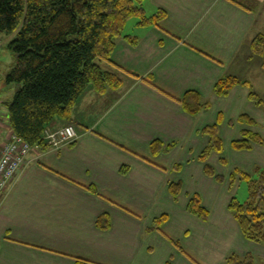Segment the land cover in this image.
Returning a JSON list of instances; mask_svg holds the SVG:
<instances>
[{
    "label": "crops",
    "instance_id": "1",
    "mask_svg": "<svg viewBox=\"0 0 264 264\" xmlns=\"http://www.w3.org/2000/svg\"><path fill=\"white\" fill-rule=\"evenodd\" d=\"M144 8L149 16L161 9L165 16L146 26L129 20L111 61H99L122 77V86L100 93L89 85L72 109L77 139L60 148L34 147L0 190V264H80L78 258L87 264H221L232 253L264 254L229 209L235 196L230 163L221 171L213 165L224 177L218 181L199 159L210 140L203 133L208 125L219 124L224 142L221 153L210 155L211 165V157L228 156L243 129L264 134V108L250 101L247 85L226 95L214 90L227 75L252 84L264 72L263 58L251 49L264 33V0H145ZM11 87L0 85L3 100ZM188 92L208 107L186 110L180 100ZM242 113L257 123L240 122ZM65 123L57 119L50 127ZM11 133L3 116L0 144ZM154 141L162 143L157 152ZM230 153L232 164L246 171L264 166L263 144ZM171 182L181 183L178 198ZM195 193L210 211L206 221L188 210ZM163 214L161 230L149 229ZM101 215H108L109 228L98 226Z\"/></svg>",
    "mask_w": 264,
    "mask_h": 264
},
{
    "label": "trees",
    "instance_id": "2",
    "mask_svg": "<svg viewBox=\"0 0 264 264\" xmlns=\"http://www.w3.org/2000/svg\"><path fill=\"white\" fill-rule=\"evenodd\" d=\"M144 2L145 0H0V33L16 32L8 44L14 60L6 81L8 84L18 85L12 100L0 98V123L4 116L2 106H7V120L12 134L28 142L32 149L51 146L45 138L46 130L53 129L50 126L57 119L65 120L64 125L73 124L70 122L72 109L89 85H93L100 93L122 86V77L104 69L99 61H111L117 40L123 35L131 18H138L139 24L146 26L158 23L165 16L162 9L151 16L147 15ZM126 37L132 42L136 41L131 36ZM1 44L0 41V48ZM251 49L253 54L263 58L264 63V33L260 32L254 37ZM237 84L247 85L250 101L264 108V98L252 89L248 80L237 76L227 75L221 78L214 90L226 95ZM180 102L192 113L208 107L197 92H188ZM238 119L248 125L257 123L247 113H242ZM203 133L210 140L199 159L205 164L208 175L223 181V175L216 174L213 166L208 163L213 152L221 153L224 149L219 124L206 126ZM254 143L264 145V137L251 129H243L242 136L232 141V147L237 150L251 149ZM161 145L160 141H154L152 150L159 151ZM221 162L227 165L228 159L221 158ZM237 179L247 181L248 197L241 202L233 196L229 209L238 221L243 236L264 246V166L257 165L252 172L234 166L231 182L234 183ZM89 189L96 193L95 188ZM170 190L174 198H178L181 183L171 182ZM188 210L205 221L210 215L198 193L190 197ZM167 219L168 214L159 216L149 229L161 230ZM97 224L100 228H109L108 215L99 216ZM173 243L183 249L179 242ZM254 258L252 253L244 256L232 253L227 262L255 264ZM77 261L80 264L88 262L84 258H78Z\"/></svg>",
    "mask_w": 264,
    "mask_h": 264
},
{
    "label": "built area",
    "instance_id": "3",
    "mask_svg": "<svg viewBox=\"0 0 264 264\" xmlns=\"http://www.w3.org/2000/svg\"><path fill=\"white\" fill-rule=\"evenodd\" d=\"M77 137L78 132L73 124L48 129L45 133L49 145L54 148H60L65 144L74 142ZM31 149L32 147L28 142L15 134H12L0 148V190L5 189L22 168Z\"/></svg>",
    "mask_w": 264,
    "mask_h": 264
},
{
    "label": "rangeland",
    "instance_id": "4",
    "mask_svg": "<svg viewBox=\"0 0 264 264\" xmlns=\"http://www.w3.org/2000/svg\"><path fill=\"white\" fill-rule=\"evenodd\" d=\"M136 20H137V18L134 17V18H131L130 22H135ZM132 24L133 23H129V27H131ZM15 34H16V32H13L11 34H9V33H0V39H1V41H3V43L1 44V48H0V74H1L0 85H2V84H4L5 86L8 85V82L6 81L7 80L6 77H7V74L10 72V70L12 68V64H13V60H14L13 52L9 48L8 44L11 41V39L15 36ZM260 71H261V69H260ZM261 74L262 75H260L258 78H255V79L252 80V84H253L252 85V89L255 92H257L258 94H260L264 98V72L261 73ZM11 84H12L11 88H12L13 94L10 97L9 100L13 99L15 91L18 89V85H16V83L15 84L11 83ZM0 98H1V93H0ZM2 108L4 109L3 110L4 117H7V115H8V109L7 108L8 107L7 106H2ZM259 126L262 127L263 125L260 123ZM253 131H255V130L253 129ZM261 131L262 132L264 131V127L261 129ZM259 133L264 137L263 133H261V132H259ZM11 135H12V133L10 134V136ZM235 139H237V138H235ZM6 141H7V139H6ZM6 141H3L2 144H0V147H2L6 143ZM230 143H232V142H230ZM232 148H233L232 144H230L229 149L227 148L225 150V154L228 155L226 157L229 158L228 164L230 163V167H232L231 169H229V171L231 173H232L233 168H234L233 167L234 164H232L233 163L232 161L234 160V157L230 153V150ZM235 150H237V149H235ZM226 157H224V158H226ZM211 160H213L212 166L214 165L216 167V171L217 170L221 171L224 168V167H221V165L222 166H226L225 164H223L221 162V159H218V158L215 159V156L211 157L210 161ZM235 166H239V165L236 164ZM229 171L227 169L228 174H229ZM231 173L229 174L230 181H231ZM232 184H233L232 187H233L234 195L239 199V201H241V202L246 201L247 197H248V183H247V181L237 179ZM252 254H254V256H255V258H254L255 259V264H264V256H262L264 254L258 255V253H254V252ZM227 260L228 259H226L225 262H223L221 264H228Z\"/></svg>",
    "mask_w": 264,
    "mask_h": 264
}]
</instances>
